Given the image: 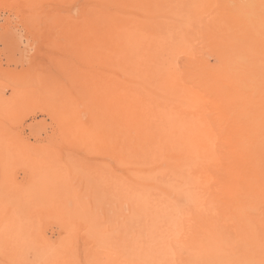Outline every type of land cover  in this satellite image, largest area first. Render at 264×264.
I'll return each instance as SVG.
<instances>
[{"label":"rangeland","instance_id":"rangeland-1","mask_svg":"<svg viewBox=\"0 0 264 264\" xmlns=\"http://www.w3.org/2000/svg\"><path fill=\"white\" fill-rule=\"evenodd\" d=\"M162 1L0 0V264L200 263L185 243L201 235L202 219L219 222L223 208L229 207L215 204L210 175L208 183L201 180L214 163L191 170L195 178L207 169L194 186L204 187L206 194L193 189L203 191L197 196L204 208L216 206L210 217L172 188L161 187L157 178L150 181L152 188L144 189L151 203L138 204L134 187L144 182L148 167L127 160L145 155L147 145L161 155L195 154L196 149L188 152L191 141L203 142L197 144L203 151L197 154H211V148L226 154L249 136V129L259 131L260 122L254 121L264 113V106L256 105L264 77L252 78L249 65L262 63L255 44L261 53L264 47L247 27L252 26L249 0ZM201 63L209 66L202 69L204 76L197 68ZM183 93L184 102L179 101Z\"/></svg>","mask_w":264,"mask_h":264},{"label":"bare ground","instance_id":"bare-ground-1","mask_svg":"<svg viewBox=\"0 0 264 264\" xmlns=\"http://www.w3.org/2000/svg\"><path fill=\"white\" fill-rule=\"evenodd\" d=\"M160 1H162V0H160ZM171 1V0H170ZM182 1V0H181ZM190 1V0H189ZM205 1V3L206 4H208L207 2H206V0H204ZM203 1V2H204ZM222 1V0H221ZM163 2V1H162ZM177 2V1H176ZM190 2H193V1H190ZM197 2V1H196ZM182 3V2H181ZM200 3H201V1H200ZM248 3V2H247ZM198 4V3H197ZM201 4H203V3H201ZM201 4H198V5H200L201 6ZM206 4H204L205 6L204 7H206ZM215 4V3H214ZM248 4H250V6L249 7H251L250 9H251V13H250V18H251V27H250V22L248 23L249 24V26H247L248 28H252V30H250V29H248V30H250V31H252L251 32V34L253 33L254 34V36H255V38H259L260 37V41H261V46H263L264 47V0H249V3ZM184 5V4H183ZM211 5V4H210ZM210 5H209V8H211L210 7ZM217 5V4H216ZM180 6V5H179ZM185 6V5H184ZM183 6V7H184ZM208 6V5H207ZM223 6V5H222ZM177 7V6H176ZM186 7V6H185ZM187 7H190V6H188L187 5ZM191 7H192V5H191ZM213 7H214V5H213ZM212 7V8H213ZM231 7V6H230ZM248 7V6H247ZM150 8H151V6H150ZM178 8V7H177ZM201 8H203V7H201ZM216 8H218V7H216ZM115 9V8H114ZM166 9H168V8H166ZM173 9V8H172ZM176 9V8H175ZM179 9V8H178ZM178 9H177V11H178ZM199 9V8H198ZM206 9V8H205ZM117 10V9H116ZM169 10V9H168ZM200 10V9H199ZM95 11V10H94ZM97 11V10H96ZM248 11H249V9H248ZM188 12V11H187ZM201 12V11H200ZM208 12V11H207ZM218 12V11H217ZM250 12V11H249ZM176 13V12H175ZM185 13V12H184ZM183 13V14H184ZM189 13H190V10H189ZM220 13V12H219ZM187 14V13H186ZM209 14V13H208ZM188 15V14H187ZM194 15V14H193ZM213 15V14H212ZM215 15V14H214ZM249 15V14H248ZM184 15H182V17H183ZM201 16H202V14H201ZM221 16V15H220ZM129 17V16H128ZM181 17V18H182ZM187 16H185V18H186ZM189 17V16H188ZM208 17V16H207ZM134 18V17H133ZM176 18H178L177 16H176ZM185 18H183V19H185ZM222 19H223V17H221ZM247 18V17H246ZM138 19V18H137ZM150 19V18H149ZM209 19H210V16H209ZM212 19V18H211ZM219 19V18H218ZM139 20V19H138ZM166 20V19H165ZM189 19L188 18H186V22L188 21ZM194 20V19H193ZM192 20V21H193ZM226 20V19H225ZM238 20V19H237ZM149 21V20H148ZM155 21H157L156 19H155ZM175 21V20H174ZM173 21V22H174ZM177 21V20H176ZM175 21V22H176ZM179 21V20H178ZM191 21V20H190ZM189 21V22H190ZM199 21V20H198ZM206 21V20H205ZM213 22H214V20H212ZM220 21V20H219ZM222 21V20H221ZM248 21H250L249 20V18H247V22ZM141 22V21H140ZM146 22H147V20H146ZM151 22V21H150ZM213 22H211L212 24H213ZM223 22V21H222ZM165 23H166V21H165ZM180 23V22H179ZM179 23L177 22V26L179 25ZM183 23V22H182ZM200 23V22H199ZM208 23V22H207ZM148 24V23H147ZM171 24V23H170ZM223 24H225V22H223ZM191 25V24H190ZM216 25V24H215ZM218 25V24H217ZM226 26L228 25V24H225ZM173 26V25H172ZM180 26V25H179ZM178 26V27H179ZM183 26V25H182ZM184 26H186V24L184 25ZM219 26V25H218ZM229 26V25H228ZM170 27V26H169ZM174 27V26H173ZM177 27V28H178ZM223 27V26H222ZM185 28H188V25H187V27H185ZM227 28V27H226ZM198 29H200V28H198ZM228 29V28H227ZM230 29V28H229ZM177 30V29H176ZM191 30V29H190ZM217 30V29H216ZM234 30V29H233ZM247 31V30H246ZM249 31V32H250ZM234 32V31H233ZM248 32V33H249ZM135 33V32H134ZM174 33V32H173ZM176 33H179V32H177L176 31ZM184 33V32H183ZM237 33V32H236ZM180 35H182V37H183V34H181V31H180V33H179ZM184 34H186V32L184 33ZM244 34V33H243ZM168 35V34H167ZM166 35V36H167ZM170 35V34H169ZM176 35V34H175ZM121 36H123V35H121ZM148 36V35H147ZM171 36V35H170ZM170 36H167V37H170ZM179 36V35H178ZM192 36V35H191ZM126 37V36H125ZM165 37V36H164ZM194 37V36H193ZM247 37H250V36H247ZM252 37V36H251ZM148 38H150V36L148 37ZM160 38V37H159ZM190 38H192V37H190ZM133 39V38H132ZM131 39V40H132ZM163 39V38H162ZM165 39V38H164ZM215 39V38H214ZM237 39V38H236ZM252 39H253V37H252ZM125 40H127V39H125ZM135 40V39H134ZM142 40V39H141ZM179 40H180V36H179ZM177 41H178V39H177ZM182 41H184V39L182 40ZM185 41H186V39H185ZM187 41H189V40H187ZM202 41V40H201ZM230 41H233V39L232 40H230ZM254 41V40H253ZM257 41V40H256ZM126 42V41H125ZM176 42V41H175ZM179 42H181V41H179ZM198 42V41H197ZM237 42V41H236ZM248 42H252L250 39H248ZM255 42V41H254ZM130 43V42H129ZM128 43V44H129ZM182 43V42H181ZM190 43V42H189ZM189 43H188V45H189ZM207 43V42H206ZM233 43H234V41H233ZM238 43V42H237ZM257 43V42H256ZM132 44V43H131ZM148 44V43H147ZM174 44V43H173ZM178 44V43H177ZM191 44V43H190ZM241 44V43H240ZM251 44H253V43H251ZM133 45V44H132ZM156 45V44H155ZM160 45V44H159ZM158 45V46H159ZM185 45H186V43H185ZM236 45V44H235ZM254 45V44H253ZM258 45H259V43L258 44H255V49H256V47H257V53H259V56H262V63L260 64L259 63V65L257 64L256 66H255V68H254V64L253 65H249V66H251V69H253V73L252 74H250V76L252 75V78H260L261 77V79H263L262 77H264V51L261 53V50H259V49H261L260 48V45H259V47H258ZM153 46V45H152ZM161 46V45H160ZM159 46V47H160ZM184 46V45H183ZM191 46H193V45H191ZM132 47V46H131ZM133 47H134V45H133ZM157 47V46H156ZM170 47V46H169ZM171 47H172V45H171ZM186 47V46H185ZM196 46H194V48H195ZM198 47V46H197ZM241 47V46H240ZM249 47H251V48H249V51H252L251 49L253 48L254 49V47H252L251 45H250V43H249ZM140 48V47H139ZM162 48V47H161ZM160 48V49H161ZM165 48V47H164ZM178 48H181V45H180V47H178ZM187 48H189V47H187ZM231 48V47H230ZM233 48H234V46H233ZM155 49V48H154ZM170 49H172V48H170ZM182 49V48H181ZM180 49V50H181ZM191 49V48H190ZM189 49V50H190ZM193 49V48H192ZM211 49V48H210ZM264 49V48H263ZM135 50V49H134ZM133 50V51H134ZM168 50H169V48H168ZM173 50V49H172ZM206 50V49H205ZM240 50V49H239ZM166 51V50H165ZM174 51V50H173ZM216 51V50H215ZM135 52V51H134ZM146 52V51H145ZM157 52V51H156ZM156 52L154 53V54H156ZM159 52V51H158ZM166 52H168V51H166ZM228 52V51H227ZM255 51L253 50V52H251V53H254ZM139 53V52H138ZM153 53V52H152ZM169 53V52H168ZM183 53H185V52H183ZM217 53V52H216ZM166 54V53H165ZM171 54H172V52H171ZM173 54H174V52H173ZM176 54V53H175ZM255 54V53H254ZM253 54V55H254ZM121 55V54H120ZM131 55V54H130ZM134 55V54H133ZM139 55V54H138ZM178 55V54H177ZM253 55H250V57L252 56L253 57ZM256 55V54H255ZM123 56V55H122ZM137 56V55H136ZM135 56V57H136ZM143 56V55H142ZM159 56V55H158ZM192 56V55H191ZM197 56V55H196ZM234 56V55H233ZM133 57V56H132ZM163 57V56H162ZM162 57H160V59H162ZM168 57V56H167ZM257 57V55L254 57V58H256ZM145 58V57H144ZM226 58V57H225ZM188 59V58H187ZM190 59V58H189ZM238 59V58H237ZM170 60V59H169ZM191 60H192V58H191ZM197 60H199V59H197ZM219 60V59H218ZM240 61H241V58L239 59ZM150 61V60H149ZM157 61V60H156ZM155 61V62H156ZM203 61V60H202ZM239 61V62H240ZM136 62V61H135ZM152 62V61H151ZM154 62V65L156 64ZM160 62V61H159ZM142 63V62H141ZM198 63H199V61H198ZM197 63V64H198ZM203 63V62H202ZM201 63V64H202ZM221 62H219V66L221 65L220 64ZM146 64V63H145ZM160 64V63H159ZM158 64V65H159ZM161 64H163V63H161ZM169 64V63H168ZM204 64V63H203ZM203 64L200 66V67H197L198 69L199 68H201V71H202V69H208L209 70V66L206 68L205 66H204V68H202L203 67ZM206 64V63H205ZM225 64V63H224ZM228 64V63H227ZM236 64V63H235ZM239 64V63H238ZM163 65H165V64H163ZM171 65V64H170ZM169 65V66H170ZM136 66V65H135ZM152 66H153V64H152ZM191 66V65H190ZM195 66H196V64H195ZM136 67H138V66H136ZM151 66H149V68H150ZM155 67H157L156 65H155ZM161 67H163V66H161ZM168 67V66H167ZM192 67V66H191ZM221 67V66H220ZM225 67V66H224ZM236 67V66H235ZM253 67V68H252ZM158 68V67H157ZM196 68V69H197ZM219 68V67H218ZM233 68V67H232ZM156 69V68H155ZM161 69V68H160ZM220 69V68H219ZM225 69V68H224ZM238 69V68H237ZM143 70V69H142ZM149 70V69H148ZM192 70H194L193 68H192ZM226 70V69H225ZM229 70H231V69H229ZM228 70V71H229ZM245 70V69H244ZM147 71V70H146ZM159 71V70H158ZM164 72L163 73H165V72H167V71H165V70H163ZM170 71V70H169ZM195 71V70H194ZM204 71H206V70H204ZM232 71H234V70H232ZM237 71V70H236ZM252 71V70H251ZM149 72V71H148ZM162 71H160V73H161ZM171 72V71H170ZM169 72V73H170ZM197 72V71H196ZM213 72H214V70H213ZM230 72V71H229ZM156 74L158 73V72H155ZM162 73V74H163ZM198 73H200V72H198ZM203 73V74H202ZM206 73V72H205ZM231 73V72H230ZM235 73V72H234ZM153 74H154V72H153ZM152 74V75H153ZM172 74V73H171ZM170 74V75H171ZM201 74L204 76V75H206V74H204V72L202 71L201 72ZM221 74V73H220ZM157 75H160V74H157ZM156 75V76H157ZM167 75V74H166ZM213 75V74H212ZM230 75V74H229ZM232 75H233V73H232ZM139 76V75H138ZM144 76H145V74H144ZM172 76V75H171ZM189 76V75H188ZM198 76V75H197ZM148 77H150V76H148ZM173 77V76H172ZM194 77V76H193ZM237 77V76H236ZM157 78V77H156ZM178 78V77H177ZM179 78H180V76H179ZM183 78V77H182ZM206 78H208V77H206ZM251 78V79H252ZM255 78V79H256ZM139 79V78H138ZM175 79V78H174ZM173 78H172V80H174ZM190 79V78H189ZM248 79H250V78H248ZM179 80V79H178ZM228 80V79H227ZM236 80V79H235ZM234 80V81H235ZM149 81V80H148ZM179 81H181V80H179ZM183 81H185V80H183ZM243 81V80H242ZM252 81H253V79H252ZM150 82V81H149ZM176 82V81H175ZM190 82H191V80H190ZM249 82V81H248ZM181 83H182V81H181ZM243 83V82H242ZM251 83V82H250ZM156 84V83H155ZM160 84V83H159ZM158 84V85H159ZM173 84V83H172ZM177 84H179V82L177 83ZM176 84V85H177ZM183 84V83H182ZM181 84V85H182ZM258 84V83H257ZM257 84H255V86L257 85ZM181 85H180V87H181ZM208 84H205V88H206V86H207ZM219 85V84H218ZM252 85V84H251ZM163 86V85H162ZM170 86H172V85H169V87ZM175 86V85H174ZM241 86V85H240ZM248 86L250 87V85L248 84ZM254 86V87H255ZM264 86V85H263ZM134 87V86H133ZM168 87V88H169ZM203 87V86H202ZM247 87V86H246ZM245 87V88H246ZM253 87V88H254ZM257 87V86H256ZM260 87V86H259ZM262 87V86H261ZM159 88V87H158ZM186 88H187V86H186ZM233 88V87H232ZM252 88V89H253ZM131 89V88H130ZM192 89V88H191ZM208 89V88H207ZM224 89V88H223ZM226 89V88H225ZM158 90H160V89H158ZM174 90V89H173ZM173 90L172 89H170L169 91H172L173 92ZM180 89H178L177 91H179ZM181 90H183V88H181ZM186 90V89H185ZM193 90V89H192ZM235 90V89H234ZM245 90V89H244ZM258 90V89H257ZM142 91V90H141ZM260 91H261V88H260ZM147 92V91H146ZM164 92V91H163ZM181 92V91H180ZM192 92V91H191ZM196 92V91H195ZM117 93V92H116ZM171 93V92H170ZM175 93V92H174ZM208 93H210V92H208ZM168 94V93H167ZM172 94V93H171ZM191 94H193V92L191 93ZM196 94V96H197V92L196 93H194V95ZM257 94H258V92H257ZM257 94H254V95H257ZM149 95V94H148ZM181 95V99L179 100V98H177L179 101H181L183 98L182 97H184V93L183 94H180ZM183 95V96H182ZM187 95H188V93H187ZM190 95V94H189ZM188 95V96H189ZM198 95H200V94H198ZM221 95V94H220ZM254 95H253V97H254ZM187 96V97H188ZM202 95H200V97H201ZM252 96V95H251ZM179 97V96H178ZM208 97V96H207ZM250 97V96H249ZM119 98H121V97H119ZM130 98V97H129ZM146 98V97H145ZM153 98V97H152ZM171 98V97H170ZM188 98H190V97H188ZM202 98V97H201ZM236 98V97H235ZM258 98V97H257ZM114 99V98H113ZM116 99H117V96H116ZM147 99V98H146ZM176 99V100H177ZM194 99H195V97H194ZM204 99H205V95H204ZM249 99V98H248ZM251 99H253V98H251ZM151 100V99H150ZM190 100V99H189ZM188 100V101H189ZM193 100V99H192ZM196 100V99H195ZM198 100V99H197ZM201 100V99H200ZM245 100H247V99H245ZM250 100V99H249ZM248 100V101H249ZM154 101H156L155 99H154ZM187 101V102H188ZM254 101V99L253 100H250V102H253ZM256 101H257V99H256ZM129 102V101H128ZM158 102V101H157ZM182 102H184L183 100H182ZM198 102H200V101H198ZM197 101L195 102V103H198ZM205 102V101H204ZM232 102V101H231ZM189 103H191V102H189ZM193 103V102H192ZM201 103V102H200ZM253 103H256L255 101L253 102ZM176 104V103H175ZM180 104V103H179ZM179 104L177 105L178 107H180L179 106ZM259 105L260 107H262V105L264 106V90L261 92V97H260V99L258 100V103H256V105ZM124 105V104H123ZM180 105H182V104H180ZM189 105V104H188ZM191 105V104H190ZM190 105H189V108H190ZM194 105V104H193ZM196 105H198V104H196ZM251 105V104H250ZM255 105V104H254ZM114 106V105H113ZM149 106V105H148ZM201 106V105H200ZM157 107V106H156ZM186 107V106H185ZM195 106H193V108H194ZM198 107V106H197ZM208 107H210L209 105H208ZM207 107V108H208ZM247 107V106H246ZM250 107H252V105L250 106ZM136 108V107H135ZM189 108H188V110H189ZM206 108V109H207ZM259 108V107H258ZM257 107H256V109H258ZM170 109V108H169ZM180 109H182V108H180ZM179 109V110H180ZM186 109V108H185ZM202 109V108H201ZM248 109H250V108H248ZM260 109V108H259ZM128 110H129V108H128ZM171 110V109H170ZM254 110V109H253ZM261 110V109H260ZM133 111V110H132ZM162 111V110H161ZM163 111H165V110H163ZM162 111V112H163ZM190 111V110H189ZM207 111H208V109H207ZM206 111V112H207ZM192 112H193V110H192ZM210 112V111H209ZM209 112H207V113H209ZM259 112H262V110L261 111H259ZM258 112V113H259ZM177 113V112H176ZM179 113V112H178ZM197 113V112H196ZM233 113V112H232ZM263 113V112H262ZM144 114V113H143ZM204 114L205 113H203V116H204ZM136 116H137V114H135ZM167 115H168V113H167ZM247 115H248V113H247ZM246 115V117H248ZM136 116H134V117H136ZM162 116V115H161ZM138 117V116H137ZM254 117V116H253ZM252 117V118H253ZM144 118V117H143ZM169 118V117H168ZM256 118V117H255ZM141 119V118H140ZM201 119H203V118H201ZM221 119V118H220ZM230 119V118H229ZM247 119V118H246ZM141 120H143V119H141ZM153 120V119H152ZM160 120V119H159ZM170 120V119H169ZM144 121H146L147 122V120H144ZM218 121V120H217ZM222 121V120H221ZM247 121V120H246ZM153 122V121H152ZM151 122V123H152ZM161 122H163V121H161ZM168 122V121H167ZM254 122H260V125H261V128H260V130L259 131H257V130H254V129H249L248 130V134H249V136H248V134L246 135V136H248V137H246L245 135V137L246 138H244V137H242L239 141H236L237 142V144H238V146L235 148V149H232V150H228V151H226L227 153L225 154H222L221 152L222 151H218V152H220L221 153V155H218L217 153H212L213 151H212V148H211V146H210V148H211V154H201L200 152H203L202 150H199V148H198V145H199V147H201V143H203L202 141L200 142V144H196V142L193 144V143H191L192 141V138L190 139V141H188V142H190L193 146H195V148H193V147H191V145H187L186 143H188L187 141H184V140H182V141H184V142H186L185 143V145H187V147L189 146V148H191V150H189L188 152H191L192 151V149H196L197 151H200V152H198V154L200 153V155H198L195 151V154L193 153V151L191 152L192 154H190V155H183L182 156V154H180L181 156H179V155H176L177 154V152L174 154V153H171L170 151H169V147H168V152H170V153H167V154H170V155H164L165 153H163V152H161V153H163V155H161V154H158V152H155L153 149V151L152 150H150L149 149V147H148V145H147V147H148V150L145 148V152L146 153H144L145 155H133V156H131L128 160H127V157H123V161H126L127 160V163L129 162V161H131V162H133V161H135V163H137L138 162V164L140 163V164H142L143 166H147L148 167V171H146L145 173H146V175H142L143 176V178H142V181H144V182H140V183H138V185H136V187H134V188H136L134 191H136V196H137V203L140 201V202H143L144 200L146 201V195H147V197H148V194H147V192H145L144 191V189H146V188H152V185H151V183H150V181H152V180H156V178L157 179H159V182H160V184L162 185L161 187H163V188H167V187H170V188H172L175 192H176V194L178 193V195L181 197V198H183L184 200H191L193 203H194V205H195V208H197V209H202V210H200V213L202 214L203 212H205V215H211V216H213L212 214L215 212V210H216V206H215V209L214 208H212L211 206H210V204H209V206H205V207H207V208H204V205L202 206L201 204L204 202H202L201 203V201H202V199H201V195H200V197H198L199 195V193L200 194H202V192L205 190L204 189V187L202 188V186H201V189L199 188V186L198 187H196V188H199L200 190H203V191H199L198 190V192L199 193H195L196 191L193 189V188H195L194 186H195V181L197 180L196 178L198 177L199 179L197 180V181H199L202 177L204 178V177H206L207 175H208V177H206L204 180L203 179H201L202 181H203V183L206 181L207 183L209 182V181H211L210 179H209V175H210V178L212 179V181L211 182H213V183H211V187L213 188V189H215V193H217V196H218V198L217 199H215V200H213V201H215V204L217 203V205L221 202H225V204H229V207L228 208H226V206L224 207V205H222L221 203H220V206L222 205V207H224L223 208V210H222V212H221V219H220V221L218 222V220L217 219H219V214H218V217H217V221L216 222H214V224L211 222L210 223V221L208 222V221H205V222H203L202 223V221H204V219H202V221H201V223L199 224V225H201L200 227H203V232H201V235H199L198 236V238H196L195 240H193V241H190L189 243H185V246H186V244H187V246L185 247V248H187L188 247V253H189V255L191 256V257H195V258H197V260L198 259H200V263H198V264H264V209L261 211V208L264 206V113H263V116H260V119L259 120H257V118H256V120L254 121ZM142 123H143V121H142ZM150 123V124H151ZM171 123V122H170ZM173 123V122H172ZM191 123V122H190ZM198 123H199V121H198ZM203 123V122H202ZM248 123V122H247ZM256 123V124H257ZM136 124V123H135ZM255 124V123H254ZM255 124V125H256ZM140 125V124H139ZM142 125V124H141ZM147 125H149V124H146V126ZM164 125V124H163ZM171 125V124H170ZM183 125H184V123H183ZM192 125V124H191ZM202 125V124H201ZM206 125V124H205ZM204 125V126H205ZM243 125H245V124H243ZM251 125V124H250ZM258 126H259V124H257ZM256 125V126H257ZM162 126V125H161ZM166 126H167V123H166ZM186 126V125H185ZM141 127V126H140ZM169 127V126H168ZM190 127V126H189ZM188 127V128H189ZM230 127V126H229ZM248 127H250V126H248ZM108 128V127H107ZM147 128V127H146ZM177 128H178V126H177ZM204 129H205V127H203ZM203 128H202V130H203ZM213 128H215V127H213ZM246 128H247V126H246ZM251 128V127H250ZM258 128V129H259ZM95 129V128H94ZM143 129V128H142ZM168 129V128H167ZM167 129H165V131H167ZM171 130H172V128H170ZM192 129V128H191ZM223 129H224V127H223ZM148 130V129H147ZM153 130V129H152ZM198 130V129H197ZM163 131V130H162ZM161 131V132H162ZM183 131V130H182ZM186 131V130H185ZM226 131V130H225ZM151 132V131H150ZM192 132V131H191ZM215 131H213V133H214ZM242 132H243V130H242ZM241 132V133H242ZM99 132H98V130L97 131H95V134H98ZM106 133V132H105ZM165 133V132H164ZM216 133V132H215ZM225 133V132H224ZM244 133V132H243ZM223 134V133H222ZM240 134V133H239ZM170 135H172L171 133H170ZM215 135V134H214ZM149 136V135H148ZM162 136V135H161ZM198 136V135H197ZM212 136H213V134H212ZM228 136V135H227ZM238 136V135H237ZM237 136H235V137H237ZM145 137H147V136H145ZM238 137H240V136H238ZM186 138V137H185ZM208 138H210V137H208ZM216 138V137H215ZM220 138H222V136H220ZM225 138V137H224ZM223 138V139H224ZM130 139V138H129ZM144 139H146L145 141H147V138H144ZM143 139V140H144ZM157 139V138H156ZM195 138H193V140H194ZM201 139H203V138H201ZM227 139V138H226ZM236 139V138H235ZM239 139V138H238ZM131 140V139H130ZM198 140V139H197ZM197 140H194V141H197ZM204 140H205V138H204ZM209 140V139H208ZM225 140V139H224ZM141 141H142V138H141ZM141 141H139L140 143L139 144H141ZM151 142H152V140H150ZM162 141V140H161ZM205 141H207V140H205ZM215 141V140H214ZM227 141V140H226ZM151 142H149V143H151ZM156 142H158V141H156ZM180 142V141H179ZM198 142H199V140H198ZM147 143V142H146ZM165 143V142H164ZM164 143H162L163 145H164ZM205 143V142H204ZM214 143V142H213ZM218 143V142H217ZM220 143H222V142H219V144ZM129 144H131V143H129ZM151 144H153V143H151ZM151 144H149V145H151ZM156 144H158V143H156ZM161 144V145H162ZM180 144V143H179ZM184 144V143H183ZM222 144H224V143H222ZM137 145V144H136ZM135 145V146H136ZM160 145V144H159ZM160 145V146H161ZM166 145V144H165ZM181 145V144H180ZM197 145V146H196ZM202 145H204V144H202ZM218 145V144H217ZM221 145V144H220ZM229 145H231V144H229ZM138 146V145H137ZM152 146V145H151ZM167 146H168V144H167ZM130 147V146H129ZM129 147H127V148H129ZM142 147H143V145H142ZM153 147V146H152ZM152 147H150V148H152ZM162 147V146H161ZM164 147V146H163ZM166 147V146H165ZM164 147V148H165ZM208 147L209 146H206V149L208 150ZM218 147V149H219V146H217ZM126 148V149H127ZM136 148H139V146L138 147H136ZM172 148V147H171ZM170 148V149H171ZM178 148V147H177ZM188 148V149H189ZM198 148V149H197ZM209 148V149H210ZM220 148H221V146H220ZM141 149H143V148H141ZM140 149V150H141ZM155 149V148H154ZM172 149H174V148H172ZM214 149V148H213ZM222 150H223V148H221ZM147 150V151H146ZM152 151V152H155V154L154 153H152L151 152V154L149 153H147V152H150V151ZM156 151H157V148L155 149ZM159 150V149H158ZM160 150L161 151H164V149H162V148H160ZM175 150V149H174ZM180 150V149H179ZM216 151H217V149H215ZM142 151V150H141ZM173 151V150H172ZM208 151H210V150H208ZM224 152H225V150H223ZM126 152V154H127V152H129V151H125ZM143 152V151H142ZM205 152V151H204ZM207 152V151H206ZM215 152V151H214ZM120 154H121V150H120ZM147 154V155H146ZM172 154H174V155H172ZM184 154V153H183ZM125 155V154H124ZM211 162H213L214 164H213V166L211 165V168L209 169V171L210 172H206V173H208L207 175L206 174H204L205 173V171L207 170H205V171H203V170H201V175H199V173L196 175V177L194 178V176H191V174H193L194 173V167H201L202 165L203 166H206V165H204L203 163H211ZM134 163V162H133ZM141 165V166H142ZM210 165V164H209ZM208 165V166H209ZM146 167V168H147ZM198 167V168H199ZM140 168V167H139ZM143 168V167H142ZM150 168V169H149ZM197 168V169H198ZM206 168V167H205ZM164 169H166L165 171H167V172H165L164 171ZM200 169V168H199ZM198 169V170H199ZM204 169V168H203ZM191 170H192V172H191ZM200 171V170H199ZM138 174H136V176H137ZM195 175V174H194ZM207 178L209 179V181L207 180ZM139 180H141L140 179V177H139ZM178 180H180V181H183V182H181V184L179 183V184H177L179 181ZM200 180V182H198V183H201L202 181ZM202 183V184H203ZM154 184H155V181H154ZM198 185V184H197ZM160 187V188H161ZM158 188V187H157ZM195 188V189H196ZM154 189V188H153ZM156 189V188H155ZM168 191V190H167ZM195 191V192H194ZM159 192V191H158ZM166 192V191H165ZM160 193H161V191H160ZM204 193H205V191H204ZM203 193V194H204ZM163 194V196H165L164 195V193H162ZM172 194V193H171ZM206 194V193H205ZM167 195H168V193H167ZM174 195V194H173ZM172 195V196H173ZM198 195V196H197ZM216 195V194H215ZM215 195H214V197H215ZM166 197V196H165ZM203 197H204V195H203ZM202 197V198H203ZM158 198H160L161 199V194H160V197L158 196ZM163 198V197H162ZM160 199H156L157 201L159 200V203H160ZM173 199V198H172ZM200 199H201V201H200ZM151 200H153V199H151ZM151 200H148V201H144L145 203L143 204V205H146V206H148V203H151ZM169 200V199H168ZM168 200H165L164 199V202H168ZM176 200V199H175ZM175 200H174V202H175ZM203 200H204V198H203ZM161 202H163V201H161ZM164 202L163 203H161V205L162 204H164ZM210 203V202H209ZM139 204V203H138ZM153 204H155V207H156V202L155 203H153ZM166 204V203H165ZM186 205H187V203H185ZM263 205V206H262ZM138 206H140V205H138ZM184 206V205H183ZM189 206V205H188ZM142 207V206H141ZM192 207V206H191ZM219 207V206H218ZM221 207V208H222ZM261 207V208H260ZM145 208V207H144ZM177 208V207H176ZM173 210V208L171 209V211ZM199 210L198 211H195V215L197 216H199V214H196V212H199ZM145 211V210H144ZM174 211H175V208H174ZM260 211V212H259ZM142 215L144 214L142 211L140 212ZM219 213V212H218ZM146 214V213H145ZM172 213H170V215H171ZM197 216V217H198ZM201 216V215H200ZM210 216V217H211ZM217 216V215H216ZM188 217V216H187ZM209 217V218H210ZM206 218V217H205ZM187 219H189V217L187 218ZM208 219V218H207ZM194 220H196V219H194ZM197 220H199V219H197ZM197 220H196V223H197ZM211 221H212V219H211ZM190 229V228H189ZM181 240V239H180ZM189 240V239H188ZM184 241L186 242V240L184 239ZM181 242V241H180ZM178 245H181L182 243H179V240H178V243H177ZM182 247H183V245H182ZM181 247V248H182ZM184 248V247H183ZM239 253L241 254V253H243V255L241 256V258L240 257H238V255H239ZM186 257V256H185ZM183 258V259H187V258ZM182 259V258H181ZM183 262H184V260H182ZM187 261V260H186ZM185 261V262H186ZM187 262H189V261H187ZM191 264V263H190ZM194 264V263H193Z\"/></svg>","mask_w":264,"mask_h":264}]
</instances>
